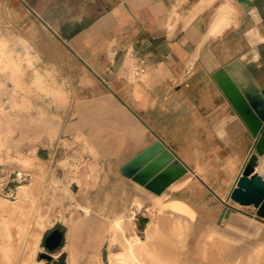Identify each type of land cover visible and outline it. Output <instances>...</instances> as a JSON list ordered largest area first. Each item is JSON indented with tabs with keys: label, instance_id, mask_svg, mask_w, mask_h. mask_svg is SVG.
<instances>
[{
	"label": "crops",
	"instance_id": "1",
	"mask_svg": "<svg viewBox=\"0 0 264 264\" xmlns=\"http://www.w3.org/2000/svg\"><path fill=\"white\" fill-rule=\"evenodd\" d=\"M14 2L22 36L52 56L62 134L96 182L62 228L65 263L264 264V218L231 198L258 137L213 76L241 57L264 84L250 31L264 35V0ZM158 139L188 169L160 195L120 170Z\"/></svg>",
	"mask_w": 264,
	"mask_h": 264
},
{
	"label": "rangeland",
	"instance_id": "2",
	"mask_svg": "<svg viewBox=\"0 0 264 264\" xmlns=\"http://www.w3.org/2000/svg\"><path fill=\"white\" fill-rule=\"evenodd\" d=\"M19 19L14 0H0V264H60L62 245L50 250L46 237L64 228L82 202L80 189L96 182L87 158L75 160L62 134L65 87L51 84L52 56L22 36ZM86 175L90 181H81Z\"/></svg>",
	"mask_w": 264,
	"mask_h": 264
},
{
	"label": "water",
	"instance_id": "3",
	"mask_svg": "<svg viewBox=\"0 0 264 264\" xmlns=\"http://www.w3.org/2000/svg\"><path fill=\"white\" fill-rule=\"evenodd\" d=\"M213 76L252 133L258 137L256 152L246 164L231 198L243 205H254L257 215L264 218V175L257 170L259 158L264 155V84L241 57L216 70ZM120 170L123 175L160 195L188 169L158 139L123 164ZM64 240V230L56 227L46 237L45 243L50 250H56ZM42 257L53 258L49 253ZM59 263L65 264L64 255Z\"/></svg>",
	"mask_w": 264,
	"mask_h": 264
},
{
	"label": "built area",
	"instance_id": "4",
	"mask_svg": "<svg viewBox=\"0 0 264 264\" xmlns=\"http://www.w3.org/2000/svg\"><path fill=\"white\" fill-rule=\"evenodd\" d=\"M131 56H135L136 54L134 52H130ZM145 64L143 59H138L136 63L133 65V72L132 75L134 77L140 76L145 72Z\"/></svg>",
	"mask_w": 264,
	"mask_h": 264
},
{
	"label": "clouds",
	"instance_id": "5",
	"mask_svg": "<svg viewBox=\"0 0 264 264\" xmlns=\"http://www.w3.org/2000/svg\"><path fill=\"white\" fill-rule=\"evenodd\" d=\"M259 17V13H256V18L258 19ZM251 32H255L256 33V41L259 44H264V35H261L255 28L250 30ZM245 35H249V33H245ZM254 59L255 60H259V54L258 52L254 54Z\"/></svg>",
	"mask_w": 264,
	"mask_h": 264
},
{
	"label": "bare ground",
	"instance_id": "6",
	"mask_svg": "<svg viewBox=\"0 0 264 264\" xmlns=\"http://www.w3.org/2000/svg\"><path fill=\"white\" fill-rule=\"evenodd\" d=\"M259 168H261V167H258V168H257V170H258V171L261 173V171H260V169H259ZM261 170H262V168H261Z\"/></svg>",
	"mask_w": 264,
	"mask_h": 264
}]
</instances>
